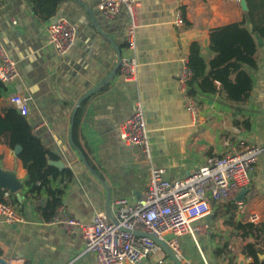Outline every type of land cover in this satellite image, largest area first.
<instances>
[{
	"label": "crops",
	"instance_id": "1",
	"mask_svg": "<svg viewBox=\"0 0 264 264\" xmlns=\"http://www.w3.org/2000/svg\"><path fill=\"white\" fill-rule=\"evenodd\" d=\"M101 1L61 3L58 10L74 24L77 36L72 48L60 56L48 43L46 27L52 21L35 11L31 0H0V44L19 72L9 92L2 91L0 105H11L8 96L13 90L28 96L25 117L51 151L48 161L60 172L67 169L72 174L70 179L61 174L49 181L51 189L63 192L58 209L85 223L98 213L116 219L117 201L134 203L146 188L149 168L143 151L118 134V126L132 115L137 102L143 105L154 165L165 169L168 180L184 179L210 156L249 145L261 147L251 183L231 199L212 200L210 214L193 222L209 230L178 237L181 264H229L231 257L238 264L243 247L252 240L242 236L239 225L250 222L253 211L260 215L259 223L264 221V38L254 33L257 67H248L253 80L248 102L236 110L225 93H201L195 121L178 86L181 59L198 42L209 63L214 56L209 30L242 19L246 11L242 0H142L137 78L123 80L117 70L108 81L120 54L127 51L128 20L124 8L114 19L106 18L99 9ZM178 10L184 16L182 25L175 23ZM74 121L83 149L72 140ZM57 161L64 166H57ZM0 164L15 171L23 184L17 193L0 188L25 219L16 224L0 219V257L21 264H97L94 253H84L80 230L69 233L45 219L49 193L46 188L32 190L15 149L0 143ZM252 260L244 254L245 264ZM136 264L177 263L163 251Z\"/></svg>",
	"mask_w": 264,
	"mask_h": 264
},
{
	"label": "built area",
	"instance_id": "2",
	"mask_svg": "<svg viewBox=\"0 0 264 264\" xmlns=\"http://www.w3.org/2000/svg\"><path fill=\"white\" fill-rule=\"evenodd\" d=\"M141 2L142 0H102L99 4L100 11L108 19H114L122 8L127 14V51L118 58V70L123 80L137 78L139 64L136 48ZM175 23H184L181 10L176 12ZM46 30L48 43L58 55L64 56L74 45L77 30L66 18L48 23ZM181 60L178 86L186 110L197 121L200 107L198 97L189 92L190 81L194 76L189 65V54H185ZM18 78L15 60L6 47L0 44V81L3 90L9 92V87L15 85ZM8 100L21 115H28V96L20 90H13L9 93ZM118 134L126 143L138 145L148 164L149 180L139 199L134 203L118 200L116 221L104 213H98L91 223H85L62 208L57 209L50 220L69 233L80 230L85 239L84 253H94L97 264H136L152 258L165 251L154 237L164 240L179 258L178 237L187 233L194 234L196 230H209L207 226L195 227L193 222L210 214L212 200L231 199L251 183L256 162L263 150L256 145H249L241 150L213 155L184 179L168 180L164 177L165 169L154 165L145 113L140 102L136 103L132 115L118 126ZM239 207L242 208V205ZM0 219L7 224L25 221L18 206L7 200H0ZM249 219L250 222L258 223L260 215L253 211ZM7 264L21 263L16 259H7Z\"/></svg>",
	"mask_w": 264,
	"mask_h": 264
},
{
	"label": "trees",
	"instance_id": "3",
	"mask_svg": "<svg viewBox=\"0 0 264 264\" xmlns=\"http://www.w3.org/2000/svg\"><path fill=\"white\" fill-rule=\"evenodd\" d=\"M34 10L45 18H51L64 0H31ZM248 9L239 21L219 25L209 30V47L214 53L208 62L201 53V46L193 42L189 51V65L194 76L190 81L189 92L198 97L201 93H225L229 104L236 110L245 105L251 95L253 80L248 67H257V42L255 34L264 38V0H246ZM251 24L253 29L248 25ZM3 84L0 81V99ZM77 118V117H76ZM239 125L238 120L235 121ZM245 126L247 123L244 121ZM72 140L76 147L83 149L79 143L76 122L72 130ZM0 143L7 144L12 149L20 146L18 158L27 170L28 183L33 184L32 190L38 192L46 188L49 200L43 208L46 220H51L55 211L62 205L63 192L51 189L49 181L61 174L71 178L72 174L65 169L60 172L56 166L48 161L51 151L33 132L32 124L21 115L13 105H0ZM0 200L6 201L4 191L0 188ZM8 201V200H7ZM244 238L251 237L242 252L252 257L249 264H264V221L241 223ZM229 264H235L233 257Z\"/></svg>",
	"mask_w": 264,
	"mask_h": 264
},
{
	"label": "water",
	"instance_id": "4",
	"mask_svg": "<svg viewBox=\"0 0 264 264\" xmlns=\"http://www.w3.org/2000/svg\"><path fill=\"white\" fill-rule=\"evenodd\" d=\"M242 5L244 7L245 10L248 9L247 6V2L246 0H242ZM60 18H62V13L61 10H58L51 18L50 20L52 22H56L58 21ZM119 68V65H117V67L115 68V70L106 78V81H108L109 79H111V77L113 75L116 74L117 70ZM95 89H92L91 91H89L86 95H88L89 93L93 92ZM85 95V96H86ZM81 100L78 102V106L80 105ZM76 110H74L73 113V118L76 115ZM20 146H17L15 148V153L18 154L20 151ZM55 164L59 167H63L64 164L62 163V161H57L55 162ZM23 184L20 181V179L17 177L16 172L12 171V170H6L3 169L1 164H0V187H2L3 189H7L10 190L13 193H17L21 188H22ZM114 221H116V219H113ZM137 233L141 234L140 232L137 231ZM152 236V235H150ZM154 237V236H152ZM154 239L162 246V248L176 261L177 264H181L180 260L178 259V257L176 256V254L174 253V251L168 246V244L162 240L159 239L158 237H154ZM0 264H7V259L6 258H2L0 257ZM238 264H245L244 263V254L241 253L239 255V259H238Z\"/></svg>",
	"mask_w": 264,
	"mask_h": 264
}]
</instances>
